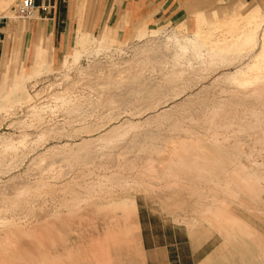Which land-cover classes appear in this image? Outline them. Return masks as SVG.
I'll return each instance as SVG.
<instances>
[{"label": "rangeland", "instance_id": "374dc122", "mask_svg": "<svg viewBox=\"0 0 264 264\" xmlns=\"http://www.w3.org/2000/svg\"><path fill=\"white\" fill-rule=\"evenodd\" d=\"M17 1L0 7V16L32 20L18 17ZM234 2L205 11L217 10V23L253 5L264 13V0ZM194 18L154 32L148 24L134 27L125 39L106 24L82 27L60 62L45 53L44 69L3 80L0 264H146L138 202L195 246L211 239L214 248L200 264H240L248 257L241 237L231 244L209 216L228 224L225 205L233 200L264 210V97L249 95L231 77L260 44L228 59L178 49L174 36L191 35ZM215 22L207 26L214 37ZM214 130L228 141L220 133L214 140ZM184 137H195L197 147L185 159L167 160L174 140ZM239 209L257 224L264 219Z\"/></svg>", "mask_w": 264, "mask_h": 264}, {"label": "crops", "instance_id": "0c3cea01", "mask_svg": "<svg viewBox=\"0 0 264 264\" xmlns=\"http://www.w3.org/2000/svg\"><path fill=\"white\" fill-rule=\"evenodd\" d=\"M9 1L0 0V7L9 5ZM234 1L35 0L37 16L30 21L11 22L7 15L0 16V72L4 69L0 85L6 77H15L19 70L35 69L36 72L44 62L42 54L49 53L60 62L73 46L75 33L77 39L82 27L96 29L106 24L125 39L134 27L148 24L150 32H154L157 26L191 22L195 17V28L190 31L196 32L200 29L202 15L217 12L215 9L206 12L205 9L227 3L225 10ZM50 46L54 47L53 53ZM13 54L15 58L11 66ZM137 207L146 264H200L214 248L211 239L198 241L195 246L186 232L166 222L161 224L163 219L151 212L146 204L138 202Z\"/></svg>", "mask_w": 264, "mask_h": 264}, {"label": "bare ground", "instance_id": "6f19581e", "mask_svg": "<svg viewBox=\"0 0 264 264\" xmlns=\"http://www.w3.org/2000/svg\"><path fill=\"white\" fill-rule=\"evenodd\" d=\"M36 16H37V12L35 13L34 17H36ZM217 16H218V14L216 12L210 11L209 13L204 14V15L201 16V27H200V30H198L196 32H191V35H182V36H180V35L176 34L174 37H175L176 42H177L176 44L179 45L178 49H182L183 51H186V50H188V48L193 47L196 51H201V53L205 52L207 55H209L210 58L215 59L216 57H221L223 59H228L229 57L227 58V55H229V54H233V55L236 56V54L241 55V54H243L245 52H251L260 44V51L254 56V58L250 62L245 64L243 67H241L238 70H236L233 73H231V75H232L231 77L233 78V81L235 82V84L240 89H242L243 91H246L249 95H257V97L258 96L259 97H264V25H263V23H264V13L262 11L261 6L253 5L251 10H249L247 12V14H243V12L241 10H239V9H237V10H235L233 12H230L226 16V20L223 23L215 22V19H216ZM34 17H32L30 19H33ZM212 21L215 22L214 23L215 29H217V31H219V35H217V36L215 35V37L212 34L208 33L209 30L207 28V26ZM261 30H262V33H261V35H259V32ZM81 38L82 37L80 36V40L83 39V42H84L85 39L84 38L81 39ZM43 66H45L44 63L40 64V66L37 69V71L39 69H41V68L44 69ZM26 77L30 78V74H28ZM15 83H16V81H15ZM15 83H11V85L15 84ZM15 86H16V84H15ZM18 88L19 87H17L16 89H18ZM8 89H11V88L8 87ZM12 90H13V88H12ZM12 90H11V92H12ZM28 99L29 100H34L32 98H28ZM22 105H24V104H22ZM28 106H29V104H28ZM30 110L32 111V114L39 116V111L40 110L37 109V106H32V108ZM215 122H216L215 119L212 118L211 122H210V125L215 123ZM211 126L213 127L214 125H211ZM211 126H209L208 129H211ZM114 127H116V126H113L109 131H112L114 129ZM214 128H216V127H214ZM211 130H213V129H211ZM216 131L217 130H214L213 133L211 132L210 136H214V138H215L214 140L217 141V140H219L217 137L220 134H221L220 136H223V132L222 133L219 132L220 133L219 134ZM227 137H228V135H227ZM225 138L226 137H224L223 139H225ZM212 139H213V137H212ZM225 140H223V141H225ZM174 141L175 142L172 143L173 147L172 148L170 147V150H169L170 154H168V156H166V159L170 160V161L171 160L173 161V160L179 159V158H182V159L183 158L184 159L187 158V153L189 152L188 148L189 147L191 148V147H194V146L197 147V140L195 139V137L194 138L193 137H188V138L184 137L182 139H179L177 141L174 140ZM226 141H228V140H226ZM12 144H13V140H12V142H10V141L6 142L5 146L8 147V146H11ZM191 145H194V146H191ZM201 154H202V152H201ZM54 163L55 162L49 164V166H48L49 170L53 168V164ZM231 183H232V181H231ZM237 183H239V182H237ZM257 184H255V185H257ZM242 185L243 184H241V186ZM250 188H252V187H250ZM229 201H231V200H229ZM217 202H219V201H217ZM224 202H227V201L225 200ZM225 207L228 208L227 212L229 213L228 216H229L230 222L228 224H224L223 223L225 220H223V222H221L224 217H221V216H219L216 213H214V215L210 214L211 216H209V218H211V217L212 218H211V220L208 218L210 221L208 219H207V221L210 222L211 226L214 227L213 229H215L216 232H218V233L223 235L225 240H228V241L231 240V244H233L232 237L234 235L235 236L239 235L241 237V239H240L241 243L245 246V249L247 251H249V255H248V257L245 260H242V262L240 264H264V219L260 218L259 224H257V222H255L252 219V215L251 214L250 215H245L243 213V211H241L239 208H244L245 210H247L249 212H254V213L256 212V214L259 213V212L264 214V210L260 209V208H257V207H254V206H250L249 207L244 202V200H241L239 202H236V201L233 200L231 202H228L225 205ZM258 215L261 216L262 214H258ZM262 217H264V216L262 215ZM139 227L140 226L138 225L137 228H139ZM37 232H39V231H37ZM244 235L248 236L249 238L246 239L244 237ZM39 238L41 240V237H39ZM101 250H102V248H101ZM57 252H58V250H57ZM50 253H52V252H50ZM230 253H232V252H230ZM239 255H238V257H239ZM69 257H71V256H69ZM63 259H62V262H63ZM59 263L61 264V262H59ZM69 263L71 264V262H69ZM76 263H77V261H76ZM234 264H239V263H234Z\"/></svg>", "mask_w": 264, "mask_h": 264}, {"label": "built area", "instance_id": "2783aa9c", "mask_svg": "<svg viewBox=\"0 0 264 264\" xmlns=\"http://www.w3.org/2000/svg\"><path fill=\"white\" fill-rule=\"evenodd\" d=\"M37 11V5L35 0H18L15 6V12L18 17L30 19L34 17Z\"/></svg>", "mask_w": 264, "mask_h": 264}]
</instances>
